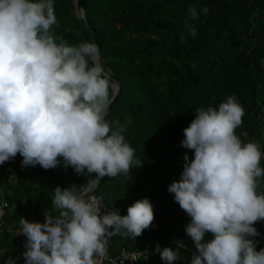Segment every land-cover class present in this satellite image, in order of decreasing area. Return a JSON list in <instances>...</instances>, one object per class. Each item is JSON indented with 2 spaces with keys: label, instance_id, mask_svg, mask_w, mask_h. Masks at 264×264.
Here are the masks:
<instances>
[{
  "label": "clouds",
  "instance_id": "obj_1",
  "mask_svg": "<svg viewBox=\"0 0 264 264\" xmlns=\"http://www.w3.org/2000/svg\"><path fill=\"white\" fill-rule=\"evenodd\" d=\"M57 23L55 0H0V164L19 153L24 165L63 162L78 173L127 176L142 160L124 127L107 118L113 81L98 59L99 45L70 43L55 34ZM195 112L181 141L194 158L184 154L180 178L168 186L191 217L186 233L196 251L189 264H264L254 224L264 219L258 180L264 177V152L235 131L245 109L230 94L218 107ZM52 200L57 212H45L44 221L20 217L25 264H101L111 236L135 238L154 220L148 197L135 200L126 214L103 209L83 185H57ZM206 232L212 238L205 240ZM180 247L183 240L175 248L157 243L155 251L173 264L182 258Z\"/></svg>",
  "mask_w": 264,
  "mask_h": 264
},
{
  "label": "trees",
  "instance_id": "obj_2",
  "mask_svg": "<svg viewBox=\"0 0 264 264\" xmlns=\"http://www.w3.org/2000/svg\"><path fill=\"white\" fill-rule=\"evenodd\" d=\"M80 2L87 21L98 32L100 60L122 86L107 118L124 127L135 156L142 160L127 176H104L96 192L121 214L143 197L150 198L154 208V220L141 235L111 236L110 252L118 255L124 247L149 250L148 256L133 264H168L155 248L157 243L179 247L177 242L168 243L175 236L185 247H180L182 258L173 264H189L196 249L186 233L191 217L168 190L180 178L184 154L194 158V150L181 143L183 130L195 118L197 107H218L235 94L245 109L243 123L235 131L245 142L257 141L264 152V0ZM55 13V34L74 44L94 41L86 20L76 15L73 0H55ZM111 93L113 97L112 85ZM22 160L17 153L0 164V190L10 204L0 227L3 256L20 251L10 236L20 229L21 216L44 221L45 212H57L52 200L57 185L88 187L97 175L87 169L78 173L63 162L44 168L24 165ZM12 175L16 183L10 180ZM258 180L264 187V177ZM254 224L259 232L264 230V219ZM210 238L212 233L206 232L204 239ZM255 239L259 250L261 238Z\"/></svg>",
  "mask_w": 264,
  "mask_h": 264
},
{
  "label": "built area",
  "instance_id": "obj_3",
  "mask_svg": "<svg viewBox=\"0 0 264 264\" xmlns=\"http://www.w3.org/2000/svg\"><path fill=\"white\" fill-rule=\"evenodd\" d=\"M91 195L99 198L100 204L103 209L110 210L113 208L112 206L107 205L105 198L103 197L102 194L94 192ZM9 205H10L9 201L6 199L5 194L3 193L2 190H0V208H2L4 211V215L0 216V227H2L4 223V218L7 214ZM259 233H260L259 237L261 238V245L264 247V230ZM179 241L180 240L177 237L173 236L171 237V240L168 241V243L169 244L175 243V242L179 243ZM185 241L187 242V240ZM162 246H164V244H162ZM194 251H196V249H194L193 252ZM149 253H150L149 250L138 251V250H131V249L124 247L118 255H112L109 249V241H108L107 256L101 257L100 260H101V264H133L134 262L139 260L142 256H148Z\"/></svg>",
  "mask_w": 264,
  "mask_h": 264
},
{
  "label": "water",
  "instance_id": "obj_4",
  "mask_svg": "<svg viewBox=\"0 0 264 264\" xmlns=\"http://www.w3.org/2000/svg\"><path fill=\"white\" fill-rule=\"evenodd\" d=\"M73 1H74L76 15L79 18H82V19L86 20L87 25L91 28L92 32L94 33V36H95L94 42H97L98 45H99V35H98V32L93 27H91L90 23L87 21L85 9L81 6L80 0H73ZM98 59H100V55H99ZM110 77H111V80L113 81L111 85H112L113 91H114V95L112 97V103L110 105V110H111L112 107L114 106V104L119 99V96H120L121 91H122V86H121V84H120L119 81H117L112 76H110ZM102 179H103V177L96 176V178L94 179V181L84 191L87 194H93L94 192H96V190L100 186V184L102 182ZM24 252L25 251L20 250L16 254H10V255H6V256L0 257V264H12V263L16 262L17 260H19L21 258H25Z\"/></svg>",
  "mask_w": 264,
  "mask_h": 264
},
{
  "label": "rangeland",
  "instance_id": "obj_5",
  "mask_svg": "<svg viewBox=\"0 0 264 264\" xmlns=\"http://www.w3.org/2000/svg\"><path fill=\"white\" fill-rule=\"evenodd\" d=\"M10 180L13 183L17 182V178L15 175H12L10 177ZM33 182L36 186H39V181L37 179H33ZM87 187V185L83 186V188L85 189ZM19 230L17 231H11V242L12 244H15L20 250L25 251V247H26V240L27 238L25 237V234L23 232L18 233ZM190 239V238H189ZM192 239L189 240L190 245H193L196 247L195 242L192 241ZM3 255L0 253V257H2ZM12 264H25V258H21L19 260H17L16 262L12 263Z\"/></svg>",
  "mask_w": 264,
  "mask_h": 264
}]
</instances>
